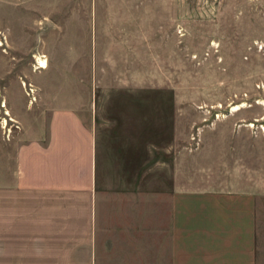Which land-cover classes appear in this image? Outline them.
Wrapping results in <instances>:
<instances>
[{"label": "rangeland", "instance_id": "1", "mask_svg": "<svg viewBox=\"0 0 264 264\" xmlns=\"http://www.w3.org/2000/svg\"><path fill=\"white\" fill-rule=\"evenodd\" d=\"M74 97L147 112L264 193V0H0V170Z\"/></svg>", "mask_w": 264, "mask_h": 264}, {"label": "crops", "instance_id": "2", "mask_svg": "<svg viewBox=\"0 0 264 264\" xmlns=\"http://www.w3.org/2000/svg\"><path fill=\"white\" fill-rule=\"evenodd\" d=\"M72 101L3 162L0 264H264V193L241 170L147 112Z\"/></svg>", "mask_w": 264, "mask_h": 264}, {"label": "bare ground", "instance_id": "3", "mask_svg": "<svg viewBox=\"0 0 264 264\" xmlns=\"http://www.w3.org/2000/svg\"><path fill=\"white\" fill-rule=\"evenodd\" d=\"M38 62H39V66L41 67V68H47V62L46 61H44V60H41V59H39L38 60ZM239 108V106H235L234 108H233V110H236V109H238ZM8 114V113H7ZM7 121L5 120L4 122H3V126L5 127V126H7Z\"/></svg>", "mask_w": 264, "mask_h": 264}]
</instances>
